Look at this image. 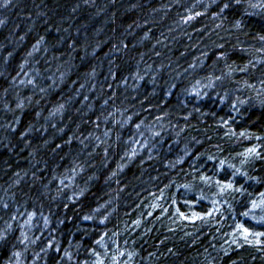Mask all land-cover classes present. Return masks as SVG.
Returning a JSON list of instances; mask_svg holds the SVG:
<instances>
[{"label": "trees", "instance_id": "obj_1", "mask_svg": "<svg viewBox=\"0 0 264 264\" xmlns=\"http://www.w3.org/2000/svg\"><path fill=\"white\" fill-rule=\"evenodd\" d=\"M0 264H264V0H0Z\"/></svg>", "mask_w": 264, "mask_h": 264}]
</instances>
